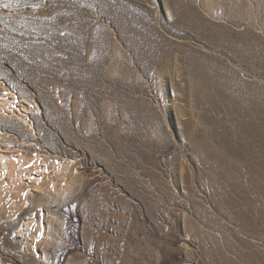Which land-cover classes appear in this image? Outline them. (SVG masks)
<instances>
[{
  "label": "rangeland",
  "instance_id": "1",
  "mask_svg": "<svg viewBox=\"0 0 264 264\" xmlns=\"http://www.w3.org/2000/svg\"><path fill=\"white\" fill-rule=\"evenodd\" d=\"M3 88L69 164L0 174V264H264V0H0Z\"/></svg>",
  "mask_w": 264,
  "mask_h": 264
},
{
  "label": "bare ground",
  "instance_id": "2",
  "mask_svg": "<svg viewBox=\"0 0 264 264\" xmlns=\"http://www.w3.org/2000/svg\"><path fill=\"white\" fill-rule=\"evenodd\" d=\"M30 107L31 104L27 100L17 96L12 90L7 88L2 89L0 94V112L3 113V115L12 118H26V111L29 110ZM68 164V160H49L47 157L38 154L27 158L17 153L14 155H5L0 151L1 180L5 181L4 183L8 186H4L5 190L16 188L18 184L17 181L23 182V176H48L50 174L53 176L63 170ZM6 177H8V180ZM29 226L30 222L24 220L20 232L24 233ZM39 230L40 229H38V231Z\"/></svg>",
  "mask_w": 264,
  "mask_h": 264
}]
</instances>
